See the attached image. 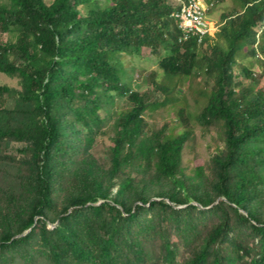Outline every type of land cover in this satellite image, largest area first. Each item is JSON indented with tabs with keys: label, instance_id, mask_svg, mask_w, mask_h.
I'll list each match as a JSON object with an SVG mask.
<instances>
[{
	"label": "trees",
	"instance_id": "obj_1",
	"mask_svg": "<svg viewBox=\"0 0 264 264\" xmlns=\"http://www.w3.org/2000/svg\"><path fill=\"white\" fill-rule=\"evenodd\" d=\"M239 3L202 56L197 39L179 42L170 0H0V74L21 86L0 85V144L23 145L0 186V264H177L181 247V264H264V70L243 67L249 86L235 73L264 67V0ZM146 48L162 102L134 91L124 62ZM197 69L214 80L200 113L182 107L185 130L148 134L146 112L175 106ZM117 98L130 107L106 165L92 150ZM192 119L221 124L225 146L188 175Z\"/></svg>",
	"mask_w": 264,
	"mask_h": 264
},
{
	"label": "rangeland",
	"instance_id": "obj_2",
	"mask_svg": "<svg viewBox=\"0 0 264 264\" xmlns=\"http://www.w3.org/2000/svg\"><path fill=\"white\" fill-rule=\"evenodd\" d=\"M46 3L51 4L54 0H45ZM206 1V0H205ZM209 18L215 23H222L224 17L235 14L240 9L239 0H211ZM260 31V30H259ZM216 33V32H215ZM214 33V35H215ZM3 42H6L7 36L1 37ZM210 46L204 44L201 47V55L209 52ZM159 56L153 54L148 48L144 49L140 55L134 57L126 56L124 62L129 71V75L132 76L133 89L140 94H143L150 103L162 102L164 100V94L161 91L155 89V83L153 80V73L157 71L159 65ZM250 63H254L255 69L258 72L264 67L260 65L254 59H245L240 64L235 66V73L238 75L239 81H243L246 86L251 84L250 79H246L242 76V69L244 66H249ZM197 76H193L191 79H186L184 85L179 86L181 93L175 94L178 103L171 107L160 108L156 111L148 110L144 115L146 122V132L151 134L154 131H158L163 127H167L168 132L173 130L175 132H181L186 129L178 118V110L182 107H186L187 113L193 117L198 115L201 111V105L203 103L202 96L200 95L202 90H209L213 85V79L208 77L200 69L196 70ZM163 78L162 72L157 81H161ZM0 85L9 86L14 89H21L19 80L12 78L4 74H0ZM264 82H261L259 87L263 86ZM2 100L7 107L12 108L14 106V100H10L8 95H4ZM186 100V102H184ZM130 107L126 98H117L114 105H107L106 108L100 111L101 117L104 119L102 125V131L97 137L95 145L92 150V154L100 162L104 164L109 163V150L112 147V138L114 136V123L119 116L120 111L127 110ZM192 134L187 141L183 151V169L188 175H194L195 169L198 167H205L207 169L210 164L212 156L217 152L218 148H223L225 142L223 139V127L221 124H212L210 126H203L196 120L192 119L191 122ZM22 144L12 142L7 145L6 142L0 144V186L4 183L13 181L14 166L9 164L12 161L9 157L18 158L22 154L18 151L22 148ZM208 173V171H207ZM3 177H7L4 179ZM50 229L54 228L53 224H49ZM210 227V225H208ZM206 227V231L208 230ZM238 237H241L245 242L253 245V240L249 236V232L244 229L235 233ZM173 241L178 242L177 237H173ZM185 250L180 248V257L177 264L183 263V257Z\"/></svg>",
	"mask_w": 264,
	"mask_h": 264
},
{
	"label": "built area",
	"instance_id": "obj_3",
	"mask_svg": "<svg viewBox=\"0 0 264 264\" xmlns=\"http://www.w3.org/2000/svg\"><path fill=\"white\" fill-rule=\"evenodd\" d=\"M175 7L171 17L177 20L179 42L197 39L202 45L209 36L219 30L220 24L209 18L210 6L204 0H170Z\"/></svg>",
	"mask_w": 264,
	"mask_h": 264
},
{
	"label": "water",
	"instance_id": "obj_4",
	"mask_svg": "<svg viewBox=\"0 0 264 264\" xmlns=\"http://www.w3.org/2000/svg\"><path fill=\"white\" fill-rule=\"evenodd\" d=\"M29 231H30V230H28L26 233H24V234H22V235H20V236H24V235L27 234ZM20 236H19V237H20Z\"/></svg>",
	"mask_w": 264,
	"mask_h": 264
}]
</instances>
